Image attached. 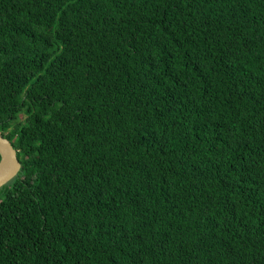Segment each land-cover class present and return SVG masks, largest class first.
<instances>
[{
	"label": "trees",
	"instance_id": "1",
	"mask_svg": "<svg viewBox=\"0 0 264 264\" xmlns=\"http://www.w3.org/2000/svg\"><path fill=\"white\" fill-rule=\"evenodd\" d=\"M0 264H264V0H0Z\"/></svg>",
	"mask_w": 264,
	"mask_h": 264
},
{
	"label": "water",
	"instance_id": "2",
	"mask_svg": "<svg viewBox=\"0 0 264 264\" xmlns=\"http://www.w3.org/2000/svg\"><path fill=\"white\" fill-rule=\"evenodd\" d=\"M21 164L12 143L0 133V189L20 172Z\"/></svg>",
	"mask_w": 264,
	"mask_h": 264
}]
</instances>
